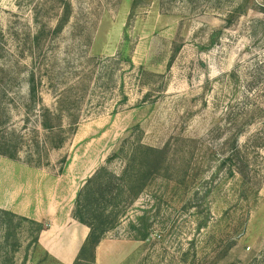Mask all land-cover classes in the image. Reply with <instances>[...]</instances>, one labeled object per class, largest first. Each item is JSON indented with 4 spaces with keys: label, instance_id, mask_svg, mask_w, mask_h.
<instances>
[{
    "label": "rangeland",
    "instance_id": "1",
    "mask_svg": "<svg viewBox=\"0 0 264 264\" xmlns=\"http://www.w3.org/2000/svg\"><path fill=\"white\" fill-rule=\"evenodd\" d=\"M234 1L0 0V86L10 85L14 71L34 69L45 106L55 108L57 91L73 89L63 122L80 117L63 147H41L37 167L28 159H39L37 146H29L34 127L42 139L46 134L38 112L27 120L22 107H11L9 127L25 139L19 159L0 154V181L36 183L42 197L47 186L57 218L90 232L74 215L81 190L104 167L122 174L127 155L136 153L130 173L140 175L107 188L117 194L123 187L125 195L107 192L97 202L102 180L93 185L94 221L111 228L73 264H254L264 253V135L253 142L252 170L260 174L251 184L226 177L213 154L221 149L217 128L226 107L249 77L264 103V13L251 9L228 25ZM260 129L253 126L241 143ZM0 222V264H65L35 243L49 219ZM65 235L61 229L55 236Z\"/></svg>",
    "mask_w": 264,
    "mask_h": 264
},
{
    "label": "trees",
    "instance_id": "2",
    "mask_svg": "<svg viewBox=\"0 0 264 264\" xmlns=\"http://www.w3.org/2000/svg\"><path fill=\"white\" fill-rule=\"evenodd\" d=\"M206 1L209 2L211 0ZM233 3H235L233 7L234 9L230 11V14L227 18L228 25H232L235 20L247 15L251 9H261V12L264 13V7L256 0H235ZM136 4L137 3H135V6ZM61 22L62 23L58 26V30H61L63 28V24L65 23L64 20ZM259 24L264 27V21L260 20ZM9 82L10 85L3 84L0 86V154L12 159H19V143L25 139V136L17 131V129L9 127L12 118L11 107L16 109H20V107H22L26 113L27 120L30 119V115L32 113L38 112L36 113V118L38 119L40 127L45 130L46 134L45 138L42 139L39 136V129L34 127L32 130L31 133H34L35 138L30 140L29 146H31L32 149L34 146H37L39 149V152L37 153V155H39V159H35V153H33L29 156L28 163L32 166L34 165L40 167L44 164L43 157L41 155V147H43L45 151L49 149V146L53 148H61L67 141V135L69 136L70 134L75 133L77 130V127L80 123V117L76 113L71 115L72 119L68 127H66L63 122L64 112L67 110L71 112L73 110V108H71L73 103L68 105L67 99L69 98L72 100L71 95L74 90L71 89L70 91L62 89L57 91L56 107L50 108L44 104L41 88L39 86L42 83V80L37 78V74L34 69L27 72L26 75L23 73V70L14 71ZM23 83L26 85L23 86ZM257 83L258 82L254 77H249L239 99H236L234 104H230L228 107H226L225 117L217 128V131L219 132L217 136L222 139L221 149L219 152H213L216 157H218V155L220 156V159H217L219 162L217 168L220 170L225 169L226 177H235L239 175L241 179L247 181L249 184H251L253 177L256 178V176L260 174H256L255 170H252L251 151L256 144L253 142L255 141L254 139L258 140L259 137L264 135V103L257 101V99L254 97V90L257 86ZM38 107L41 108L38 109ZM54 119L58 120L59 122L54 123ZM255 125L261 126L257 136L255 138L253 137L248 139L244 143H241V138L248 135L252 127ZM213 132L214 131L211 133ZM31 141L33 144H30ZM137 146L139 151L144 147L143 144H139ZM148 148L150 151L161 155L166 152V150L163 148ZM123 153H125L124 149L114 156L121 157ZM135 155H127V158H129L127 164L128 166L125 168V171H123L122 174L109 171L106 167H104L98 170L81 190L74 215L76 219L90 228V232L84 246L79 253L77 261H80L83 258L87 246H91L92 250H95V248L103 239L104 234L107 232V230H109V228H111L106 222H100L96 225V222L94 221V208L92 207L91 203V196L94 195L92 189L93 185L102 180L101 188L99 189V193H97V202L102 198H107V192L110 193L114 199L119 198L122 192L123 195H125L126 189L123 187L117 194L115 191L107 188L112 182L119 181L122 183V185H124L125 182H127V177L136 178L138 177V174L140 175V170L138 173L137 171L130 173V167H132L131 163L136 162ZM114 156L110 159H113ZM251 192L252 191L248 190L246 196H249ZM99 194H101V196ZM105 213L106 210L103 209L102 215H105ZM4 217H8L9 220L20 219L21 221L30 222L37 225L41 224L29 218L19 216L14 212L1 209L0 220L4 219ZM0 224L2 223L0 222ZM44 229V225L41 224L38 230L39 236L35 239V243H39L40 234ZM254 264H264V253L261 255V257L255 259Z\"/></svg>",
    "mask_w": 264,
    "mask_h": 264
},
{
    "label": "crops",
    "instance_id": "3",
    "mask_svg": "<svg viewBox=\"0 0 264 264\" xmlns=\"http://www.w3.org/2000/svg\"><path fill=\"white\" fill-rule=\"evenodd\" d=\"M26 168L30 171L33 170L32 167ZM9 178L7 177V179ZM5 180L6 176L3 182L0 181V194L2 195L0 197V208L37 222L49 219L51 227L40 234L39 244L46 246L49 252L61 262L73 264L89 234L87 228L83 225H80L81 227L70 226L69 219L67 220L65 216L57 218L59 210H57L56 204L51 205L46 199L48 196L47 186L43 188L45 193L42 197L39 195L42 194L40 193L42 190L39 189L36 183L29 186L14 183L10 185ZM70 219L75 222V219ZM66 224H68L67 228H65ZM61 229L64 233L66 232L62 240L55 236ZM46 232L53 234L48 240L44 238Z\"/></svg>",
    "mask_w": 264,
    "mask_h": 264
}]
</instances>
